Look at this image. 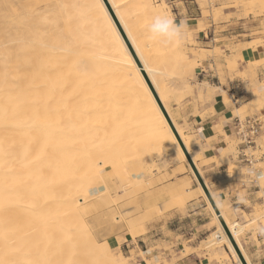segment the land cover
I'll use <instances>...</instances> for the list:
<instances>
[{
	"label": "bare ground",
	"instance_id": "obj_1",
	"mask_svg": "<svg viewBox=\"0 0 264 264\" xmlns=\"http://www.w3.org/2000/svg\"><path fill=\"white\" fill-rule=\"evenodd\" d=\"M81 1L75 4L76 0H45L41 4L43 0H0V264H125L109 246L86 234L87 226L80 215L87 207L82 204L97 196L91 188L104 185L106 188L98 194L100 201L109 198L103 193L111 178H104L102 168H109V160L116 155L125 154V163L138 164L143 170V156L152 146L150 143L165 144L154 135L160 129L171 136L182 156L180 162L188 160L142 70L198 167L190 151L191 142L172 118L159 91L157 79L162 78L160 74L165 69L155 65L157 62L152 65L153 48H164L173 57L179 56V61L184 58L183 36L171 37L164 29V21L170 20L176 33L167 2L155 5L152 0H108L141 67L107 5L101 11L95 7L98 0ZM125 2L132 3L121 9ZM130 8L139 11L137 20L146 22V27L140 28L143 25L138 22L139 29H135L137 23L132 22ZM147 30L152 37H145ZM170 56L168 59L173 60ZM161 61L158 63H165V58ZM120 81L129 90L125 95ZM78 86H85V90ZM85 96L90 111L97 116L116 117L125 134L152 124L144 132L141 146L132 141L117 143L118 140L112 144L103 141L104 137L87 146L76 142L72 102ZM130 100L135 103L129 105ZM84 172L89 177L97 175L85 179ZM198 188L213 208L202 186ZM211 194L247 263L252 264L239 239L244 226L230 221L212 191ZM215 214L221 226V232L215 235L216 244L226 240L232 256L243 264Z\"/></svg>",
	"mask_w": 264,
	"mask_h": 264
},
{
	"label": "rangeland",
	"instance_id": "obj_2",
	"mask_svg": "<svg viewBox=\"0 0 264 264\" xmlns=\"http://www.w3.org/2000/svg\"><path fill=\"white\" fill-rule=\"evenodd\" d=\"M77 1L73 3L76 4L78 3ZM186 1V5L190 6V14L197 15V12H199V29L205 31L206 47L211 49L202 50L204 52L202 56H210L212 61L215 59V64L209 67L216 69L220 80L223 81L227 74L236 81L238 79L249 84L248 90L260 86L259 91L255 90L250 98L244 99L245 97H242V95L239 96L240 98H238L236 106H234V114L241 119H245L247 116H260L263 124L261 134L256 138L255 144L247 146L241 143L235 133L229 139V145H231L232 154L241 156L240 152L244 149L242 152L247 153V157L258 161L254 164L255 167L264 169V162L259 161L264 160V73L259 72V69L262 66L264 67V59L245 63L241 58L243 46L244 48L246 46L264 47V0ZM81 2H79V5L83 6ZM152 3L158 5L161 2L152 0ZM174 4L180 5L182 3L175 2ZM177 5H175V10ZM125 7L126 5L121 9H125ZM167 7L171 10L169 5ZM130 10V13H133L131 17L134 21L132 22L137 23V27L134 25L135 29H139L138 26L140 25H143L140 28L146 27V22L143 23V20L142 22L137 20L136 16L139 11L136 13L135 9L132 10L130 8ZM150 21L148 22L154 23ZM172 26L175 28L174 24ZM150 33L149 30L145 32V34H148L147 36L152 37ZM154 37L156 40L159 38L157 31ZM188 42L191 44L195 43L192 32H190ZM182 47L183 52L186 53L184 45H181ZM153 49L151 50V59L155 62L152 65L156 63L153 53L158 54L159 51H162L164 53H160L161 55H167L165 53L169 52L164 50V48ZM192 53L197 57L198 50H192ZM171 55L172 57L174 56L173 53ZM183 60H187L188 64L193 61L192 59L188 61L186 57L181 59V61ZM160 76L162 78L158 77L157 79L158 88L166 100L170 91L164 85L165 78L162 74ZM215 81L217 83V79ZM119 83L121 84V81ZM125 86V83L120 85L124 95L129 91ZM78 87L85 90V86ZM223 94L225 101L233 104L231 97L224 92ZM130 98L133 100L132 97ZM86 99L87 96H85V99L76 97L72 102L76 142H84L85 146H87L91 145L92 140L103 139L104 137L106 140L103 141H111V143L115 140H118L117 143L123 144L132 141L135 145L141 146L142 138L145 136L144 132L150 129L152 124L151 126L148 123L143 124L138 129H135L134 132L131 130L125 134L120 131L116 117L97 116L88 109L89 101ZM125 99L127 102L128 99ZM132 103L134 104L135 102L131 101L129 105H133ZM178 126L184 132V128L179 124ZM154 135L162 138L165 144L160 146L161 144L150 143L152 146L149 145L148 152L143 156V170L140 165L139 169L138 164L133 166L130 163H125L127 160L125 154L116 155L109 160V168H102L104 178H107V181L111 178L107 183L106 193H103L104 196L108 194L110 199L106 196V199L100 201V195L98 194H100V190L106 188L104 185L100 186V188H98L99 186L91 188V193L97 194V196L89 197L85 202H90L82 204L87 207L83 209V216L80 214L84 221L83 225L87 226L85 229L87 231L86 234L88 233L93 240L95 238L99 244L109 246L114 256L123 260L125 264H144L145 260L151 264H177L179 259L192 252L202 258L203 264H238L230 249L227 248L226 240L216 244L215 235L221 232V226L213 208L200 189V193L206 198L209 216L212 218L203 227L204 231H196L195 227L189 224L191 220L188 217L187 208L189 200L195 194L189 192L190 182L179 178L185 170L183 164H189V162L188 160L180 162L182 156L176 151L171 136L167 131L160 129V131H154ZM112 165L114 169L111 168ZM136 167L139 171L135 169ZM230 169L236 173L245 172V169L240 166L231 165ZM190 171L198 180L192 167ZM85 175L86 173L84 172L83 176ZM95 175L97 173L90 177L88 174L84 178L89 177L91 179ZM257 181L261 188L258 196L264 198V187H262L259 179ZM199 185L200 183L198 182ZM127 186L128 188H125ZM221 205L224 213H227L226 203L222 202ZM197 216L202 217L203 215ZM228 217L230 218V216ZM252 219L253 225L244 226V231L239 235L241 243L245 229H249L251 226H258L259 220L264 224V207L262 205H255ZM77 220H81V218L77 216ZM229 220L234 221L231 218Z\"/></svg>",
	"mask_w": 264,
	"mask_h": 264
},
{
	"label": "crops",
	"instance_id": "obj_3",
	"mask_svg": "<svg viewBox=\"0 0 264 264\" xmlns=\"http://www.w3.org/2000/svg\"><path fill=\"white\" fill-rule=\"evenodd\" d=\"M166 2L174 14L176 33L183 36L182 45L186 49L183 56L188 61L191 59L193 61L188 64L187 60L179 61L176 57L177 62L174 58L169 60L168 56L171 54L163 55L164 57L161 54L153 55L156 58V65L159 64L162 71L163 68L165 69L162 74L164 78L169 74L168 78H165L164 85L170 93L164 100L172 118L184 128V135L190 137L186 138L192 144L191 152L204 181L216 199L221 204L226 203V216H230L232 220L243 226L253 225V208L256 204L264 207V198L258 196L261 188L257 181L264 173V169L255 167L254 164L258 161L254 158L247 157L251 160L248 162L243 155L232 154L229 139L235 135L234 122L239 116L234 114V106L239 96L242 95L244 99L250 98L255 90L259 91L260 86L248 90L249 84L238 79L236 81L227 74L221 81L216 69L209 67L215 64V59L213 58L212 61L210 56H202L204 53L202 50L211 49L206 47L205 31L199 29V12L197 15L190 14V6L186 5V0H166ZM175 2L182 4L177 5L174 4ZM129 4L125 2V5ZM175 5H177L176 10ZM190 32L193 33L194 44L188 42ZM192 50H198L197 57L193 55ZM164 58L166 64L163 62ZM241 58L245 63L260 61L264 59V47H245L241 50ZM159 60L164 64L158 63ZM259 72L264 73L263 66ZM223 92L231 97L233 104L225 101ZM259 161L264 162V160ZM231 165L240 166L245 172H233L230 169ZM183 167L185 170L179 178L188 180L189 192L195 194L189 200L187 208L191 220L189 224L195 227L196 231H204L203 227L212 218L209 216L206 198L200 193L198 181L192 175L189 164L184 163ZM241 245L252 264H264V224L261 220L258 221V226L245 229ZM177 264H203V260L192 252L179 259Z\"/></svg>",
	"mask_w": 264,
	"mask_h": 264
},
{
	"label": "water",
	"instance_id": "obj_4",
	"mask_svg": "<svg viewBox=\"0 0 264 264\" xmlns=\"http://www.w3.org/2000/svg\"><path fill=\"white\" fill-rule=\"evenodd\" d=\"M109 10H110V12H111L113 18H114L115 21L117 22V25L119 26V29H120V31H121L123 37L125 38V41L127 42V45L129 46L131 52L133 53V55H134V57H135L137 63L142 67V65H141V63H140V61H139L137 55L135 54V52H134V50H133V48H132V45H131L130 42L128 41V39H127V37H126V35H125V33H124L122 27L120 26V23L118 22V20H117V18H116V16L114 15V13H113V11H112L111 9H109ZM142 73H143L145 79L147 80V82H148V84H149V86H150V88H151V90H152V92H153V94H154V96H155L157 102L159 103L161 109L163 110V112H164V114H165V116H166V118H167L169 124L171 125V128L173 129V132H174L175 135L177 136V138H178V140H179V142H180V144H181V146H182V148H183V150H184V152H185V154H186V156H187V159H188V161H189V163H190V165H191V167H192V169H193V171H194V173H195V175H196V177H197V179H198L200 185H201L202 188L204 189V191H205L207 197L209 198V200H210V202H211V204H212V206H213L215 212L219 215V220L221 221V223H222V225H223L225 231L227 232V234H228V236H229V238H230V240H231L233 246L235 247V249H236V251H237V253H238V255H239L241 261L243 262V264H248L247 261H246V259H245V257L243 256V254H242V252H241L239 246L237 245V243H236L234 237L232 236V234H231V232H230V230H229V228H228V226H227V224H226V222H225L223 216L221 215L220 210H219V208H218V206H217V204H216V202H215V200H214V198H213V196H212V194H211V191H210L208 185H207L206 182L204 181L202 175L200 174V172H199V170H198V167H197L196 164L194 163V161H193V159H192V157H191L189 151H188L187 148L185 147V145H184V143H183V141H182V139H181V137H180V135H179V132H178L177 128L175 127V125H174V123H173V121H172V119H171L169 113L167 112V110H166V108H165L163 102L161 101V99H160L158 93L156 92L154 86L152 85V83H151V81H150L148 75L146 74L145 70H142Z\"/></svg>",
	"mask_w": 264,
	"mask_h": 264
},
{
	"label": "built area",
	"instance_id": "obj_5",
	"mask_svg": "<svg viewBox=\"0 0 264 264\" xmlns=\"http://www.w3.org/2000/svg\"><path fill=\"white\" fill-rule=\"evenodd\" d=\"M235 133L238 135L242 144L252 146L256 142V138L263 130L262 119L260 116H247L245 119L237 117L234 122ZM244 150V149H242ZM240 152L243 157L247 158V153ZM248 162L251 160L249 158Z\"/></svg>",
	"mask_w": 264,
	"mask_h": 264
},
{
	"label": "snow or ice",
	"instance_id": "obj_6",
	"mask_svg": "<svg viewBox=\"0 0 264 264\" xmlns=\"http://www.w3.org/2000/svg\"><path fill=\"white\" fill-rule=\"evenodd\" d=\"M105 5H107L108 9H111L112 7H114L113 5L109 4L108 0H98L95 7H97L101 11H104ZM169 26L170 25H164V29L167 30V28ZM258 179H259V182L261 183L262 187H264V175H261ZM144 264H149V261L145 260Z\"/></svg>",
	"mask_w": 264,
	"mask_h": 264
},
{
	"label": "clouds",
	"instance_id": "obj_7",
	"mask_svg": "<svg viewBox=\"0 0 264 264\" xmlns=\"http://www.w3.org/2000/svg\"><path fill=\"white\" fill-rule=\"evenodd\" d=\"M164 25H170L168 28H167V30H165L166 31V33L169 35V36H171V37H175L176 35H177V33H175L173 30H172V28H171V21L170 20H165L164 21ZM159 27V24L157 25V28ZM154 31H155V29H154Z\"/></svg>",
	"mask_w": 264,
	"mask_h": 264
}]
</instances>
